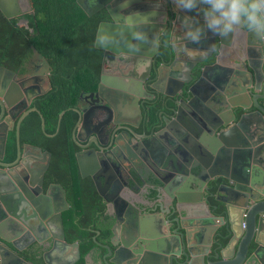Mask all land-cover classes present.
Masks as SVG:
<instances>
[{"label":"water","instance_id":"water-1","mask_svg":"<svg viewBox=\"0 0 264 264\" xmlns=\"http://www.w3.org/2000/svg\"><path fill=\"white\" fill-rule=\"evenodd\" d=\"M133 1L78 0L89 15L105 9L110 17L100 22L95 40L104 51L103 66L131 58L130 65L148 60L156 67L153 92L148 90L150 72L145 77L132 70L135 78L125 79L103 70L99 89L101 95L109 91L105 110L113 108L108 104H114L115 98L123 101L129 96L135 114L143 115L142 98L143 103H158L164 114L162 122L152 127L160 129L150 132L147 125L139 132L142 123L118 120L113 113L100 117L98 123L111 131L112 145L120 150L113 153L114 149L110 160L100 158L105 154L102 135L95 129L99 151L90 161L83 157L84 151L78 154L82 176L93 178L113 219L110 242L103 244L108 252L100 264H264V168H260L264 166V58L260 61L251 52L264 42L258 44L255 33L243 27L227 37L208 30L203 5L188 11L177 7L176 0H141L134 5ZM0 10L14 18L33 12L34 7L32 0H0ZM197 27L202 31L200 39L212 38L215 46L188 69L179 54L184 46L200 45L187 37ZM134 31L147 39L133 40ZM179 37L184 46H177ZM226 44L233 45L228 56L231 68L222 64ZM198 62L205 63L197 74L193 69ZM45 76L49 87L39 91L36 83H29L31 77L18 82L19 73L0 63V128L6 127L0 147V264H33L21 252H33L44 244L48 264H75L81 258L79 242L66 240L63 213L70 205L65 187L61 183L44 187L50 152L21 142L23 120L32 111L40 112L29 105L52 88L49 75ZM77 110L80 118L73 136L85 149L78 130L87 115ZM194 116L206 120L195 122ZM7 120L16 127L18 152L13 162L3 160ZM42 127L46 131L44 118ZM119 128L124 129L122 134ZM25 145L41 154L27 152ZM29 157H42L47 163L38 170L25 165ZM190 182L197 183L198 191L187 195L183 187ZM141 188H149V197L148 203L139 205L136 194ZM57 246L63 247L62 258L52 262L48 254ZM87 259L91 261V256Z\"/></svg>","mask_w":264,"mask_h":264},{"label":"trees","instance_id":"trees-1","mask_svg":"<svg viewBox=\"0 0 264 264\" xmlns=\"http://www.w3.org/2000/svg\"><path fill=\"white\" fill-rule=\"evenodd\" d=\"M32 4L33 12L14 18L0 10V63L21 75L28 73L36 53L48 64L52 88L34 99L33 106L40 112L32 111L23 120L21 142L38 145L51 154L46 184L59 182L67 191L70 207L63 213L66 240L78 241L81 249L75 264H90L88 255L93 264H100L108 251L103 243L110 242L113 219L93 178L81 174L76 157L80 146L73 138L79 113L73 107L81 94L99 86L104 54L95 40L105 13L89 15L78 0H32ZM16 145L14 131V139L7 145L11 161L17 157ZM210 200L216 202L214 196Z\"/></svg>","mask_w":264,"mask_h":264},{"label":"flooded vegetation","instance_id":"flooded-vegetation-1","mask_svg":"<svg viewBox=\"0 0 264 264\" xmlns=\"http://www.w3.org/2000/svg\"><path fill=\"white\" fill-rule=\"evenodd\" d=\"M91 2H92V4H95V0H91ZM132 4L134 5V3H132ZM26 9H28V5H27ZM101 11L102 12L104 11V13H105V18L103 20H109L110 17L107 14V12L105 11V9H102ZM29 12L30 11L26 12V14L29 13ZM24 20L26 21V19H24ZM253 37H255L254 39H256L258 41V44L264 42V35H258V34L255 33V35ZM227 41H229V39H227ZM199 43H200L199 46L198 45H193V46H190V47L184 46V43L182 42L181 38L179 37V41L177 43V46H181L182 45V46H184V49H185V51L183 50L184 51L183 53L179 54V60H180L181 64L186 66V68H188V69H190L193 66V64L197 60L198 56H200L199 58H201V57H204V56H208V55H210L213 52V48L215 46V43H214V40L212 38L202 39V40H200ZM152 47H153V43H152V46L150 45V49ZM216 47L218 48L219 45H216ZM224 47H225L224 48V50H225L224 59H225L226 62H223L222 64L225 65V66H228L229 68H231V66H230L231 63L228 60H229V57H230V53L233 51V45L226 44ZM161 50H163L164 53H166L165 49L162 46H161ZM251 52L256 54V55H258L259 56V60L262 61L263 58H264V44L262 46H260V45L255 46L254 50H251ZM190 53H191V55H190ZM103 54H104V51H103ZM214 54H216V51H214ZM166 58H167V61H169L168 54H166ZM122 60L124 62L117 63V64L113 63L112 65H108V63H107L106 66H103V63H102V72H103V70H107L111 74H115L116 73V74L120 75V77L125 78V79L135 78L133 73H132V70H138V72H140V74L144 75L145 77L150 72L151 75H150V77L148 79L149 80L148 90L153 92L151 84L154 82V79H155V76H156L154 74V69L156 68L154 62L151 61V63H149L148 60H147V61H140L138 63V65H136L135 62L130 65L128 63H130L129 61L131 60V58H125V59H122ZM38 61H40V62H38ZM204 63L203 62H198L196 64V66L194 67L193 71L195 72V70H196V72L198 74L200 72V68L203 67ZM43 68L45 69L44 73L43 72L37 73L38 70L43 69ZM29 69L30 70L28 71V73L27 74H23V75H21L17 71L19 73V77H18L17 81L18 82L21 81V80L25 81L26 79L31 77V79H33V81L29 80V83L31 85H35V83H36L38 85L37 88L40 87L39 91H40V89L41 90L48 89V87H49L48 79L46 78L45 75H49V78H50L49 67H48V64L46 63V61L38 53H36L35 56L30 60ZM187 72L189 73L188 70H187ZM33 75H34V77L36 75V77L32 78ZM50 82H51V80H50ZM100 82H101V80H100ZM100 82H99V84H100ZM26 83L28 84V86L30 85L28 83V81ZM43 83H45V86L42 85ZM31 89L33 90L34 86L31 87ZM144 93L149 95L146 90H145ZM108 94H109V91H105L104 94L101 95L100 89H99V86H98L96 91L85 92V93L81 94L79 102L77 103V105L75 107H73L77 112H78L77 109H82L84 111V114L86 113V115H87L86 116L87 122L84 123L82 121L81 125L83 127L78 130L80 135L85 139L84 141H81V140L80 141L82 142L83 145H86L87 148L84 149V148L80 147V150L77 151V153H76L77 160H78V154L80 152H82V151H84L83 153L85 155H87V156H85V155L83 156L86 159V161H90V159H92V157H93L92 155L94 154L95 150L99 151L100 148L95 143V135L93 133V131L95 129H97L102 135L101 143H102L103 147H101V148H103L105 154L102 155V157H100V158H105L103 160H110L109 159V154H112L111 157H110V158H112L113 157V153H116L118 150H120L119 146L116 147V149H115L114 148L115 144L112 145V138L110 137L111 131L107 127H105V125L103 123H98V121L100 120V117L102 119H104V117L106 115L108 116V114H112L113 113V116H115L118 120H122L123 119L122 121L126 120V121H130V122L132 121L134 123H139L140 122V123H142V126L140 127L139 132H142L143 131L142 128L144 126H146V125H147V129H148L147 131L150 132V131H152V129H153L152 127H154V125H156V123L162 122V116L164 114L160 113L161 107L158 105V103H156L154 105L153 104V100H148V102L143 103L144 99L143 98L141 99V108H142V111H143V115L142 116L139 115L138 113L135 114L136 110L133 107H129V108L127 107L129 110H131L130 112H128V110H126V106L125 105L130 104V100H129L130 97L129 96H126V98L123 99V101H120L117 98H115L114 104H113V101H112L111 105L108 104L110 106V108L111 107H113V108L110 111L105 110L104 106L106 104L104 102H106L105 98H106V96ZM111 98H112V95H111ZM33 102L29 105V107L33 106ZM209 107H210V105H209ZM210 108H213V107L211 106ZM207 109H208V107H207ZM123 111L125 113H123ZM132 113H134V114H132ZM207 113L209 114L208 110H207ZM79 118H80V113H79ZM90 118H92V120L89 122L88 119H90ZM193 119L195 120V122H199L200 119L203 120L205 118H204V116H198V117L194 116ZM205 120H203V121L205 122ZM159 129H160V127H158V128L156 127L153 130L157 131ZM123 130H124L123 128H119L118 134H122ZM73 134H74V132H73ZM250 136H251V133H250ZM73 138H74V136H73ZM74 140H75V138H74ZM24 144H27V143H24ZM29 144H32V143H29ZM32 145H35V144H32ZM36 146H38V145H36ZM114 149H115V151H114ZM43 151H46V150H43ZM16 152H18V150H16ZM27 152H29L28 149H27ZM40 154H41V152L39 150V152L37 154H35V156L40 155ZM50 161H51V159H50ZM24 162H25V165H27L29 163V164H31L33 166V168H36L38 170H41L42 168H44L46 163H47V161L43 160L42 157H41V159L32 158L31 160H30V157H29V159L28 158L25 159ZM103 166L106 167V164H104ZM260 168H264V166L261 165ZM48 169L45 172V180H44V187H45L46 190L50 187V185L52 183H59V182H50V183L46 184ZM25 170H26V175H30V168H28V170L27 169H25ZM150 172H151V170H150ZM154 194H151V195L154 196ZM254 198H257V195L255 193H254ZM106 212H107V209H106ZM108 215L110 216V214H108ZM103 244H107V243H103ZM42 247H34L35 249H34L33 252H31L30 250H25V251H22L21 254L27 260L32 262L33 264L34 263L35 264H48L44 260V253L43 252H48L49 253V251H48L46 246H44L43 248ZM49 249H51V248H49ZM62 251H63V247H61V246H57V247L53 248L51 250V252H50V255L47 253L48 257H49V260L52 261V262H57V261L61 260ZM90 264H93V259L92 258H91Z\"/></svg>","mask_w":264,"mask_h":264},{"label":"clouds","instance_id":"clouds-1","mask_svg":"<svg viewBox=\"0 0 264 264\" xmlns=\"http://www.w3.org/2000/svg\"><path fill=\"white\" fill-rule=\"evenodd\" d=\"M177 7L191 11L203 5L205 26L213 33L227 37L237 28L264 35V0H176ZM200 28L190 29L187 37L194 43L200 42ZM133 40L145 41L146 34L132 33ZM191 55V53H190Z\"/></svg>","mask_w":264,"mask_h":264},{"label":"crops","instance_id":"crops-1","mask_svg":"<svg viewBox=\"0 0 264 264\" xmlns=\"http://www.w3.org/2000/svg\"><path fill=\"white\" fill-rule=\"evenodd\" d=\"M140 1L141 0H134L132 3H134V4H139L140 3ZM37 73H39V72H37ZM41 74V73H40ZM43 86H45V83H43L42 84ZM126 106V110H128V112H130L131 110H129L128 108H129V104H127V105H125ZM128 107V108H127ZM6 123H9V129H8V132H7V140H6V145H9L10 144V141L11 140H13L14 139V131H16V128H15V125L13 126V123H11V121H6ZM5 133H6V127H4V126H2L1 128H0V147H2V145H3V142H4V140H5V137H4V135H5ZM16 137H17V134H16ZM24 143H28V142H24ZM24 143H22V144H24ZM26 147H27V149L29 150V152L31 151V152H33L34 154H37L38 152H39V150L37 149V148H35V147H30V146H27V145H25ZM26 149V150H27ZM1 150V149H0ZM16 150H18L17 149V145H16ZM8 153H9V151H7L6 150V153H5V157H4V161H6V162H13V161H15V160H13V161H11V160H9L8 158H7V156H8ZM30 156V155H29ZM32 166V165H31ZM33 167V166H32ZM9 171V170H8ZM149 190V188H141L140 190H139V192L136 194V196H137V200L138 201H136L139 205H142V203L141 202H146V203H148V201L146 200V198L149 196V195H147V193L149 192L148 191ZM183 191L187 194V195H189V194H191L192 192H196V191H198V185H197V183H195V182H190L189 183V185H185L184 187H183ZM154 203V202H153ZM152 203V204H153Z\"/></svg>","mask_w":264,"mask_h":264},{"label":"rangeland","instance_id":"rangeland-1","mask_svg":"<svg viewBox=\"0 0 264 264\" xmlns=\"http://www.w3.org/2000/svg\"><path fill=\"white\" fill-rule=\"evenodd\" d=\"M20 22L21 23H26V21L24 20V19H21L20 20ZM38 62H40V61H38ZM44 71H45V69L43 68V69H40V70H38V72H43L44 73Z\"/></svg>","mask_w":264,"mask_h":264}]
</instances>
